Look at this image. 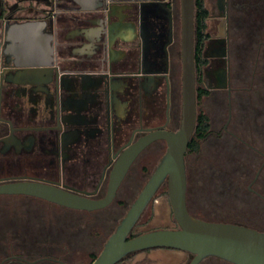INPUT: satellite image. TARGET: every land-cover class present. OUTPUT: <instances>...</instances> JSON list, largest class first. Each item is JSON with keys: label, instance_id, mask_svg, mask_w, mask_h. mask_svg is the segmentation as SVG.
<instances>
[{"label": "flooded vegetation", "instance_id": "flooded-vegetation-1", "mask_svg": "<svg viewBox=\"0 0 264 264\" xmlns=\"http://www.w3.org/2000/svg\"><path fill=\"white\" fill-rule=\"evenodd\" d=\"M194 4L197 123L185 156L187 205L195 217L227 223L190 209L189 159L199 151L190 146L200 140L198 104L205 97L214 105L221 126L216 136L230 148L229 157L264 159V150L242 134L252 122L264 138V0H205V40ZM185 40L182 0H0V186L38 182L106 198L129 148L182 128ZM243 80L248 88L238 87ZM167 150L165 139H152L102 209L0 194V264H76L79 254L91 264L119 226L111 230L121 217L118 208L135 203ZM227 171H212L221 192L227 181L242 184ZM263 173L264 160L247 194L264 207V193L256 189ZM153 204L171 206L167 177ZM208 259L231 264L217 257L200 264Z\"/></svg>", "mask_w": 264, "mask_h": 264}, {"label": "water", "instance_id": "water-1", "mask_svg": "<svg viewBox=\"0 0 264 264\" xmlns=\"http://www.w3.org/2000/svg\"><path fill=\"white\" fill-rule=\"evenodd\" d=\"M185 29L184 119L179 132H158L129 148L112 176L106 198L93 200L56 186L38 182H16L0 186V194L28 195L72 209L93 211L107 207L113 200L130 165L142 149L155 138L168 143L166 155L154 175L129 209L101 254L91 264H120L129 256L153 249H172L192 254L184 263L200 264L217 257L231 264H264V232L235 223L211 222L195 217L187 205L185 156L197 123L194 74V0H182ZM28 28L27 26L22 29ZM46 66V64H42ZM23 66L38 67V63ZM168 178V194L177 229H160L131 237L162 181ZM223 262V261H222ZM225 263V262H224ZM227 264V263H226Z\"/></svg>", "mask_w": 264, "mask_h": 264}, {"label": "rangeland", "instance_id": "rangeland-1", "mask_svg": "<svg viewBox=\"0 0 264 264\" xmlns=\"http://www.w3.org/2000/svg\"><path fill=\"white\" fill-rule=\"evenodd\" d=\"M209 29H213V24L208 23ZM210 31V30H209ZM238 87L248 88L249 83L245 80L240 82ZM198 112L205 114L211 120L212 129L200 139V149L196 155L191 154L189 165V206L193 213L207 215L212 219H221L228 221L227 223H236L244 225H254L264 229V207L254 198L248 197L247 184L253 177L259 165L264 159H259V163L253 159L244 157L230 158L228 152L230 148L224 142L219 140L216 134L220 131L221 126L217 128L215 122L214 105L210 99L203 97L198 104ZM251 120L252 116H246ZM214 120V121H213ZM247 124H245L246 126ZM246 126L242 134L247 138L248 142L258 149L264 150V138H258V134L254 131L252 122ZM257 129V128H256ZM261 131V129H259ZM264 135V134H261ZM218 138V139H217ZM196 168V171L194 169ZM226 171L229 169L233 172L232 177L239 176L241 186H234V181H227L225 190L221 192L216 187L217 181L213 178L212 171ZM231 173V172H229ZM196 178V179H195ZM262 181L256 189L264 193V173ZM263 183V184H262ZM232 184V185H231ZM219 194V195H218ZM201 200V203L199 202ZM196 205H203L206 213L196 208ZM131 205L118 208L121 210V217L113 223L112 229H115L121 220L127 215ZM59 213V212H58ZM176 223L173 219L172 208L169 204H153L149 206L139 221V231L147 232L160 229H175ZM104 242L111 235L108 232ZM101 252V251H100ZM100 252L97 254L99 255ZM97 256V255H96ZM76 264H89V256L86 254L77 255ZM188 260L186 254L177 252L172 249H156L148 253H140L121 264H184ZM202 264H226L220 260L208 259Z\"/></svg>", "mask_w": 264, "mask_h": 264}, {"label": "trees", "instance_id": "trees-1", "mask_svg": "<svg viewBox=\"0 0 264 264\" xmlns=\"http://www.w3.org/2000/svg\"><path fill=\"white\" fill-rule=\"evenodd\" d=\"M196 6H197V29H198V34L200 35L202 40H205L208 37V34L206 33V30H207L206 20H207V18L209 16V11L205 8V0H196ZM198 123H199V127H198L199 135H198V138L201 139L209 132V129H210L209 117L207 115H205V114H200V116L198 117ZM190 147L192 148L193 151L199 150L200 149L199 140L194 139L192 141ZM177 226L178 225L176 223V228H177ZM147 232H149V231H147ZM143 233H146V232H140L139 231V224H138L134 228V230H133V232L131 234V237H136V236L141 235ZM154 250H156V249L133 254V255L129 256L128 258H126L121 263L131 259L133 256H135L137 254L148 253V252H151V251H154ZM177 252H180V253H183V254H189V253L181 252V251H177Z\"/></svg>", "mask_w": 264, "mask_h": 264}]
</instances>
